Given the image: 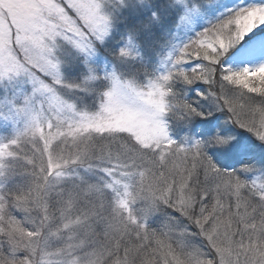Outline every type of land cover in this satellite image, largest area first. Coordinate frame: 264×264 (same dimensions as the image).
<instances>
[{"label":"snow or ice","instance_id":"obj_1","mask_svg":"<svg viewBox=\"0 0 264 264\" xmlns=\"http://www.w3.org/2000/svg\"><path fill=\"white\" fill-rule=\"evenodd\" d=\"M125 3L0 0V84L32 86L23 103L9 101L5 114L13 122L26 118L25 126L0 139V264H264V184L219 167L208 154L210 137L177 142L161 120L162 109L185 117L191 106L204 115L176 91L177 82L202 81L234 124L264 141V81L257 86L249 78L264 66L236 71L223 65L241 40L242 26L255 29L257 16L264 17V4L230 10L170 53L167 71L146 83L115 71L100 76L91 66L85 82L64 80V45L94 55L112 35L113 7ZM114 55L126 62L133 53L122 47ZM191 56L201 62L186 67ZM97 80L109 85L88 87ZM237 84L260 99L229 88ZM77 89L96 92L95 111L67 98ZM238 147L216 149L227 154ZM80 168L104 173L102 182L86 181ZM17 175L30 178L26 186L4 187ZM189 190L194 198L186 195ZM161 205L186 223L169 217L162 229L151 228L148 219ZM192 235L203 237L209 251L188 243Z\"/></svg>","mask_w":264,"mask_h":264},{"label":"rangeland","instance_id":"obj_2","mask_svg":"<svg viewBox=\"0 0 264 264\" xmlns=\"http://www.w3.org/2000/svg\"><path fill=\"white\" fill-rule=\"evenodd\" d=\"M258 4H264V0H184L182 4L175 3V0H126L124 5L113 7L112 35L106 44H98L94 55L86 57L71 45H64L59 53L63 61L61 75L69 83L81 84L91 75L89 71L91 66L100 76L115 71L117 74H122L124 78L134 77L138 83H146L149 76L167 71L170 65L166 58L170 53L197 37L199 32L229 15L230 10ZM153 12L156 13V16H153ZM181 17H185L184 21L181 20ZM150 18L151 23L149 22ZM236 27V25H229L230 29ZM257 29L264 30V25L256 27L239 40L234 47L229 48L223 57L224 67L238 68L236 71H239L243 68L255 69L264 66V53H259L261 49L258 48L259 46L256 48L258 44L264 46V36L254 37L253 40L258 39L260 41L256 42L257 45H254L251 50L249 47L252 44H248L243 49L240 48L238 50L240 52L237 51L233 54L247 37L258 33L255 32ZM217 38L224 40L225 44L228 43L225 34H220ZM213 46L215 47V45ZM122 47H128L133 53L126 62L118 60L114 55V52ZM86 59L87 63H85ZM191 66L193 64L187 60L186 67ZM258 75V73L253 72L250 73L249 78L255 80ZM108 85L109 82L105 80L88 81V87L95 90H102ZM190 86L192 85L177 82L176 91L182 98H186L180 90L185 91L186 95L189 96L193 91ZM229 88L242 90L248 95L260 99L258 93H249L242 85H229ZM31 92L30 83H17L15 86L9 85L7 87L0 84V139L15 135L18 130L25 126L26 118L17 117L13 122L12 119H5V114L10 107V100H15L17 104H21L24 96L30 95ZM207 95L209 101H206L205 105L200 104V102L193 104L204 115L185 117L170 115L168 117L169 135L177 142L191 144L198 139L207 140L214 135L217 128L232 132L237 137L233 144L239 146L238 150L233 149L227 154H221L216 148H209L208 154L219 167L229 171H237L241 179L248 180L250 184L252 181H255L257 186L264 184V141L259 140L254 133L247 129L234 124L227 109H219L209 92ZM67 98L75 102L81 109L95 111L98 108L95 91L70 90ZM206 110L211 114L207 115ZM221 116L224 117L221 120L225 123H220L217 119ZM256 118L258 121L259 116L257 115ZM245 166L251 170L243 171ZM76 171L90 183H101L104 176V173L98 170L89 171L80 168ZM29 179L27 175H17L5 181L4 187L15 190L18 187L26 186ZM65 186L71 187L72 185L68 183ZM242 194L247 195V192L242 191ZM232 199L234 201L235 197ZM15 215L18 219H23L24 214L15 211ZM169 217L180 218V214L165 207L152 213L148 219V224L153 229H162ZM180 219L182 223H186L183 218ZM189 229L193 233L198 231L192 226H189ZM188 243L201 247L204 251H209L203 237L199 235H192ZM20 256L23 258V253Z\"/></svg>","mask_w":264,"mask_h":264},{"label":"clouds","instance_id":"obj_3","mask_svg":"<svg viewBox=\"0 0 264 264\" xmlns=\"http://www.w3.org/2000/svg\"><path fill=\"white\" fill-rule=\"evenodd\" d=\"M261 24H264V17L261 16H257L256 18V25L257 27L260 26ZM242 35H241V39L248 33H250L253 29H247L246 25L242 26ZM259 81H264V72L259 73L258 77L256 78ZM191 109V115L190 116H196V115H200L202 116V114L198 113L197 110L194 107L189 106ZM163 115L161 117L162 123L166 122L168 125L167 131L169 133V121H168V117L170 115H172L171 110H163ZM238 127H240V125L236 124ZM237 137L235 134H233L232 132H227L222 130L221 128H217L214 135H212L210 137V143L208 144L209 148H221V149H226L228 148L231 144H233L234 141H236ZM186 195H188L189 197L194 198L195 193L192 190H189ZM163 208H165V206L161 205L160 210H162ZM101 231H103L104 226L101 225Z\"/></svg>","mask_w":264,"mask_h":264},{"label":"trees","instance_id":"obj_4","mask_svg":"<svg viewBox=\"0 0 264 264\" xmlns=\"http://www.w3.org/2000/svg\"><path fill=\"white\" fill-rule=\"evenodd\" d=\"M257 30H259V29H257ZM257 30H255V31H257ZM194 39H197V37L193 38V40H194ZM187 60H188L190 63H192L193 66H196L198 63L201 62V61H199L195 56H191V57H189ZM202 62L205 63V64L208 63V61H202ZM186 70H187V69H186ZM188 70H190V69H188ZM253 81L257 84V86H259V80L257 81V79H255V80H253ZM190 87L193 88V91H192V93H191L189 96L186 95L185 91L180 90L181 92L184 93V95H185V97H186V98H183V99H185L186 101H188L189 103H192V104L197 103V102H200V104H202V105H205V102H206V101H209V99H208V95H207L208 92H209V85L203 83L202 81H197L195 84H192V86H190ZM201 92L205 94L204 97H201V96L198 94V93H201ZM205 97H206V98H205ZM211 101H212V100H211ZM205 113H206L207 115H209V111H208V110H206ZM221 118L224 119L223 116H221V117H217V119H219L220 123H225L224 121L221 120Z\"/></svg>","mask_w":264,"mask_h":264},{"label":"bare ground","instance_id":"obj_5","mask_svg":"<svg viewBox=\"0 0 264 264\" xmlns=\"http://www.w3.org/2000/svg\"><path fill=\"white\" fill-rule=\"evenodd\" d=\"M258 46H259V47H258ZM257 47H258L259 49L261 48L260 51H259V53L263 54V53H264V46L262 47L260 44H258V45L256 46V48H257Z\"/></svg>","mask_w":264,"mask_h":264}]
</instances>
